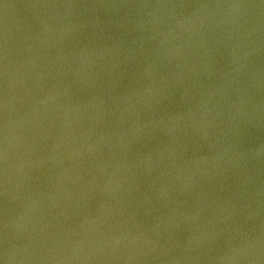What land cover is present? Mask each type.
<instances>
[{
	"label": "water",
	"instance_id": "water-1",
	"mask_svg": "<svg viewBox=\"0 0 264 264\" xmlns=\"http://www.w3.org/2000/svg\"><path fill=\"white\" fill-rule=\"evenodd\" d=\"M0 264H264V3L0 0Z\"/></svg>",
	"mask_w": 264,
	"mask_h": 264
},
{
	"label": "snow or ice",
	"instance_id": "snow-or-ice-1",
	"mask_svg": "<svg viewBox=\"0 0 264 264\" xmlns=\"http://www.w3.org/2000/svg\"><path fill=\"white\" fill-rule=\"evenodd\" d=\"M262 3H264V0H261Z\"/></svg>",
	"mask_w": 264,
	"mask_h": 264
},
{
	"label": "clouds",
	"instance_id": "clouds-1",
	"mask_svg": "<svg viewBox=\"0 0 264 264\" xmlns=\"http://www.w3.org/2000/svg\"><path fill=\"white\" fill-rule=\"evenodd\" d=\"M5 261H6V259H5Z\"/></svg>",
	"mask_w": 264,
	"mask_h": 264
}]
</instances>
